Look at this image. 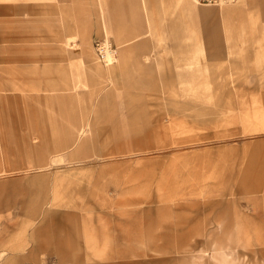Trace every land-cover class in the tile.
I'll list each match as a JSON object with an SVG mask.
<instances>
[{"label":"rangeland","instance_id":"rangeland-1","mask_svg":"<svg viewBox=\"0 0 264 264\" xmlns=\"http://www.w3.org/2000/svg\"><path fill=\"white\" fill-rule=\"evenodd\" d=\"M194 3L225 19L175 33L170 0H0V235L12 239L0 248L72 251L60 263L37 253L46 264H264V0ZM139 34L129 68L109 72L94 40H112L117 64ZM170 181L179 193L204 186L199 199L220 198L217 215L161 213L189 217L180 229L153 211L130 228L132 246L91 261L78 218L79 248L30 211L43 194L90 200L96 211L83 214L103 247L97 202L132 208Z\"/></svg>","mask_w":264,"mask_h":264},{"label":"crops","instance_id":"crops-1","mask_svg":"<svg viewBox=\"0 0 264 264\" xmlns=\"http://www.w3.org/2000/svg\"><path fill=\"white\" fill-rule=\"evenodd\" d=\"M193 1L196 2L195 0H170V5L171 7H173L171 25L175 30L178 29L181 24L188 21L195 20L198 23L206 26L205 28H209V26H211L217 20L225 19V14H219L211 8L198 7ZM148 2L149 4L154 5V8L158 4V0H148ZM118 30L119 31L117 32V37L121 40L122 28L119 27ZM177 32L178 31L176 30L175 33ZM140 35L141 34L126 40V42L128 41V47L125 49V53L123 54L124 56H121L119 61L117 59V64H113V61L111 63H108L109 72H112L115 69L126 71L129 68L131 54L135 50V48H138V45L132 42L134 39L137 40L136 38ZM81 54L90 57V60L93 61V56H89L85 51H81ZM180 187V184L175 182L172 183V181H170L169 183L162 185L159 189H164L158 191L156 195H148L147 198L144 197L139 198V200L137 199L132 203V208H129L128 205L130 204H127L126 202L123 205L117 206H115L112 201L108 202L105 199L102 200V202H97L100 205L99 211L103 213L101 214V217L105 219V222L107 224L106 231H104L103 247L98 246L97 235L93 232V217L88 218L86 217L87 214H83L84 212L90 214V212L96 211L94 209L95 207L89 205L91 203L90 200H88V202L83 200L84 198H78L80 200V203L75 202V200L72 202H62L59 201V198L55 195L48 197V195L43 194L37 197L36 200H34L31 205L30 211H32L33 214L37 213V217H34V219L43 214V216H46L54 223H56V226H60L62 229L65 228L68 234H62L63 238L72 239L74 243L76 242L75 247H78L76 245L79 239L82 237L83 240H85L87 246L85 248L84 257L86 261H91L94 260V258L96 257V255L98 256V254H108V248L110 247L111 250L114 247H117L115 249H120V251L122 252L124 251L125 246H132L138 239V234L137 231H129L130 228L137 225L139 222V224H141V229H143L142 224L145 222L147 217H151L150 215L153 211H157L158 214H169L174 210L177 211V213L183 210H192L196 212L194 218H198L199 221L202 219L200 217L201 215H199L201 211L205 213V216L209 214L217 215L214 213L216 212L215 209L220 208V198H215L216 200H200L199 197H205L207 195L202 191L205 187L199 184L191 185L190 191L188 193H179L178 190L181 189ZM245 193L249 192L245 191ZM225 195L228 196L227 193H225L224 196ZM61 200L63 199L61 198ZM78 211L80 213H78ZM75 218H78L79 221H81V228L82 230H84L83 233H81V237L78 232L79 227L77 222L75 221ZM160 219H162L165 224H178L179 227L175 228L180 229H187L188 223L191 220L186 216H180V218L176 216L174 220H170V217H166L164 214H161L159 216L158 220ZM115 228H118L121 232H119V235L117 234L116 236H113L112 232L110 231H114ZM4 230H8V227L4 228ZM45 230L46 228L41 227L37 231L38 233H42ZM165 230L166 234L164 238H169V232H171V228ZM141 233L142 232H139V235L143 237ZM212 235L213 234H210V237H212ZM52 237L56 238V234H54ZM3 241L8 242L9 244L12 239L10 238L8 240L7 236L0 235V242L4 243ZM114 242H116V244ZM52 244L53 242L49 243L48 245H34L30 249H28V253L25 252L26 248L24 246L17 247L15 245H8L7 247L0 248V263L2 260H4L6 264H21L23 261L36 262L40 264L50 263L46 258H44V256L38 257L37 253L38 255L56 254L58 257V261L56 263H60L62 262L60 256L64 252H67L69 254L72 252L67 248H64L61 252L52 251ZM152 244L155 243L153 242ZM163 244H168V242H164ZM74 254H77V251Z\"/></svg>","mask_w":264,"mask_h":264},{"label":"built area","instance_id":"built-area-1","mask_svg":"<svg viewBox=\"0 0 264 264\" xmlns=\"http://www.w3.org/2000/svg\"><path fill=\"white\" fill-rule=\"evenodd\" d=\"M197 3L201 5H214V6H222L225 4H230L237 2V0H195ZM93 46L95 49V54L99 61L103 63H109L116 58L117 49L112 43L110 38L103 36L97 37L94 42ZM111 59V60H110Z\"/></svg>","mask_w":264,"mask_h":264},{"label":"bare ground","instance_id":"bare-ground-1","mask_svg":"<svg viewBox=\"0 0 264 264\" xmlns=\"http://www.w3.org/2000/svg\"><path fill=\"white\" fill-rule=\"evenodd\" d=\"M111 60V59H110ZM112 61H110L109 63H111Z\"/></svg>","mask_w":264,"mask_h":264}]
</instances>
